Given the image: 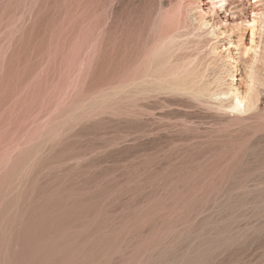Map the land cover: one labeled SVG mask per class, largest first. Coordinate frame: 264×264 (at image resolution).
Listing matches in <instances>:
<instances>
[{
	"label": "rangeland",
	"instance_id": "obj_1",
	"mask_svg": "<svg viewBox=\"0 0 264 264\" xmlns=\"http://www.w3.org/2000/svg\"><path fill=\"white\" fill-rule=\"evenodd\" d=\"M211 11L0 0V264H264V63L240 60L247 24L213 40ZM152 58L182 87L124 89ZM248 64L257 106L222 109Z\"/></svg>",
	"mask_w": 264,
	"mask_h": 264
},
{
	"label": "bare ground",
	"instance_id": "obj_2",
	"mask_svg": "<svg viewBox=\"0 0 264 264\" xmlns=\"http://www.w3.org/2000/svg\"><path fill=\"white\" fill-rule=\"evenodd\" d=\"M227 1L228 0H208V3L211 4L212 7L211 12L213 14H211L214 15L216 13V16L214 17V24L211 26L209 35L213 38V40L217 39L220 42L225 39L237 37L238 34L244 30V24L249 25L248 28L251 31V44L242 47L240 60L244 63V65H247V63L251 60L250 58L255 57V59H253L255 65L253 64V66L264 63V10L262 9V7H264V0H255L254 6L251 8V12L249 13V15H254L252 20H248L249 17L246 9L237 11V7L230 5ZM215 9L217 10L215 11ZM235 19H239L241 23L237 26H227L226 22ZM209 25L210 23L206 21V19H203L201 26L207 28ZM222 25H224L223 28H221ZM212 51L214 53L215 50L212 49ZM144 57H147L148 60L150 54H146ZM243 57L249 58L244 59ZM150 59L148 61L149 63L147 62L149 65L144 63L145 66L142 65L143 68L139 69L135 72V74L130 76L128 83H121L124 89L130 87V92L145 98L153 92H168L173 91L178 87H182L179 83L172 84L171 81H166L168 72L166 73L165 71H161V67L164 65L163 59ZM251 65L249 66L248 64V66H246V69L249 70L250 85L247 87L245 93L243 91L242 93L238 88H233L232 91H230L232 97L230 101L228 100V105H225V101L223 100L224 102L222 101L219 107L224 110L231 111L232 113L235 112L239 114H244L252 109H255L258 98L257 86L260 80L257 79L256 69ZM233 77L234 80L235 76ZM202 96L203 95H201L200 98ZM225 97H227V95Z\"/></svg>",
	"mask_w": 264,
	"mask_h": 264
}]
</instances>
